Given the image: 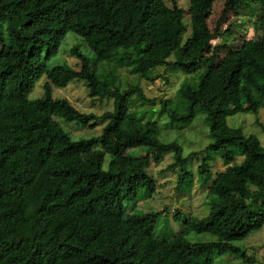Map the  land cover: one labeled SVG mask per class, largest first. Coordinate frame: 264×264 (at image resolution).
I'll use <instances>...</instances> for the list:
<instances>
[{
  "label": "trees",
  "instance_id": "16d2710c",
  "mask_svg": "<svg viewBox=\"0 0 264 264\" xmlns=\"http://www.w3.org/2000/svg\"><path fill=\"white\" fill-rule=\"evenodd\" d=\"M187 1L188 10L177 0H0V22L8 25L5 33L0 26V264H215L227 252L254 262L235 243L264 227V145L227 120L264 110V0H225L213 30L216 0ZM230 15L247 18L254 37L235 21L223 29ZM70 33L97 62L117 59L118 69L141 80L153 82L161 66L185 75L204 70L196 89L182 85L160 108L174 124L206 114L213 140L197 170L207 213L187 219L169 240L156 235L168 209L137 214L127 205L141 191L156 193L149 170L169 155L162 174L176 170L178 191L194 186L184 147L164 142L156 122L129 113L134 97L154 104L142 87L100 78L78 47L70 50L77 70L49 68ZM223 36L233 39L213 45ZM43 78V97L31 100ZM74 81L85 82L92 99L113 101V110L87 114L54 98L53 88ZM73 123L104 126L98 136L75 138ZM218 157L225 170L214 173ZM190 233L214 240L194 243Z\"/></svg>",
  "mask_w": 264,
  "mask_h": 264
},
{
  "label": "rangeland",
  "instance_id": "374dc122",
  "mask_svg": "<svg viewBox=\"0 0 264 264\" xmlns=\"http://www.w3.org/2000/svg\"><path fill=\"white\" fill-rule=\"evenodd\" d=\"M170 5V0H167ZM225 0H216L213 4L211 16L208 20L210 29L216 27L217 21L221 16ZM178 6L184 10L189 9L187 0H177ZM189 14L185 18L188 25L187 33L184 35V40L191 34V26L189 25ZM237 22L243 27H235L237 30L244 33L246 31L247 38L254 37V31L251 22L244 17L237 18V15H230L226 24H223V29L233 22ZM21 22V21H20ZM17 20L15 26H19ZM250 23V24H249ZM0 26L5 33L7 21L0 22ZM234 28V29H235ZM244 31V32H243ZM231 36H223L214 40L212 43H226L232 41ZM73 47H78L89 61L91 69L100 77L105 78L110 75L118 76V85L123 89L129 86H140L143 88L146 97L154 101L153 103L143 104L134 97L129 106V113L144 116L146 121L156 122L161 129V139L164 142L176 141L184 147V157L188 160V166L192 168L194 173V186L191 188L186 185L178 191V176L175 171H168L162 174V171L169 166L173 159L171 155L167 156L160 164H152L149 172L157 182V190L154 194H147L145 191L140 192V197L127 205L128 213L146 214L151 212H159L168 209L164 217L159 221L156 235L164 236L166 239H171L183 231L184 223L191 217H203L206 215L207 207L205 198L207 197V189L201 187L197 182L198 167L201 161L206 156V148L212 143L210 127L207 122L206 114L200 113L195 120L188 125L183 123H172L168 114L161 113L160 108L162 101L175 99L177 91L184 84H189L193 88H197L201 82L204 70L199 71L194 75H185L180 70H167L166 66L158 67L153 75L157 77L153 82L141 80L137 75H130L128 68L118 69L117 59L110 62H97L94 54L85 46L83 39L73 33L66 36L60 46L59 53L48 61V67L56 65H65L74 70H77L80 65V60L71 56L70 50ZM46 79L43 78L36 86L34 92L30 96L31 100L41 98L44 95V85ZM53 96L57 99H68L81 112L87 114L103 115L107 111L113 110V101L111 100H94L89 96V90L85 82L74 81L67 88H53ZM177 103V100H172ZM151 106V107H150ZM228 124L232 128L240 129L245 135H255L264 145V110L259 114H237L228 118ZM104 125L96 124L93 128H82L78 124L68 125L75 138L85 136H98L101 134ZM142 151L143 149H138ZM135 150L133 151V153ZM218 157L217 161H212L214 173L224 171L225 166ZM110 157H107V161ZM242 159H239L241 162ZM175 213H180L181 220H175ZM187 238L194 243H206L214 240L210 234L206 233H190ZM235 246L242 249L248 257L254 259L253 263H245L232 252H227L222 255L214 256L215 264H264V227L253 232L248 238L241 242L235 243Z\"/></svg>",
  "mask_w": 264,
  "mask_h": 264
}]
</instances>
